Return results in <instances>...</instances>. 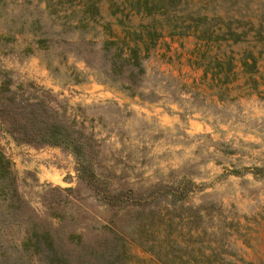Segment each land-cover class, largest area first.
<instances>
[{"label":"rangeland","instance_id":"obj_1","mask_svg":"<svg viewBox=\"0 0 264 264\" xmlns=\"http://www.w3.org/2000/svg\"><path fill=\"white\" fill-rule=\"evenodd\" d=\"M99 5V22L113 23L107 1ZM31 10L38 14L31 5L0 14V33L12 28L8 41L0 39V82L7 78L17 99L47 102L83 121L96 151V172L109 177L115 191L138 193L182 177L201 185L187 203H214L239 220L235 245L251 264H264V86L260 95L219 101L202 69L189 63L194 38L164 36L143 60L141 94L133 96L83 61L90 57L100 71L108 66L99 25L67 29L43 18L44 28L67 42L53 39L47 50L23 54L31 36L17 30ZM260 64L264 73V56ZM0 153L11 171L0 179V264H50L45 233L71 264H110L112 257L103 256L98 244L100 234L108 233L102 225L113 218L129 234L142 209L116 212L103 205L79 176L69 149L19 141L1 119ZM72 233L83 234L80 245L69 240ZM128 246L134 257L126 264H161L137 244Z\"/></svg>","mask_w":264,"mask_h":264},{"label":"trees","instance_id":"obj_2","mask_svg":"<svg viewBox=\"0 0 264 264\" xmlns=\"http://www.w3.org/2000/svg\"><path fill=\"white\" fill-rule=\"evenodd\" d=\"M101 1L0 0V14L18 6L23 10L29 5L37 9V15L31 10L21 19L17 30L18 34L26 32L31 36L22 49L25 55L38 48L47 50L53 42H67V38L53 37L61 33L46 30L43 18L67 29L92 30L101 26L100 50L107 68L100 71L101 66L96 67L90 57L83 61L99 70L95 75L105 72V82L119 84L133 96L141 94L137 90L144 75L143 60L164 36L194 38L189 63L202 69V79L219 101L261 94L264 0H106L113 23L99 22ZM14 17L10 15L15 23ZM10 33L11 27L0 33V39L8 41ZM93 42L97 41L86 40L88 44ZM49 104L17 99L10 81L1 79L0 119L17 140L69 149L75 155L81 179L103 205L116 212L128 206L147 209L145 214L139 211L134 217L137 223L129 234L117 228L113 218L102 225L108 233L100 234L98 244L104 249L103 256L112 257L110 264H126L134 257L128 251L129 243L137 244L161 264H251L233 240L242 226L239 220L227 217L214 203H187L193 193L202 190L201 185L182 177L177 183L155 185L138 193L131 189L115 191L109 177L96 172L97 155L84 122ZM9 163L0 153V179L10 176ZM82 235L72 233L69 240L80 245ZM42 237L49 246L50 264H71L48 233Z\"/></svg>","mask_w":264,"mask_h":264}]
</instances>
